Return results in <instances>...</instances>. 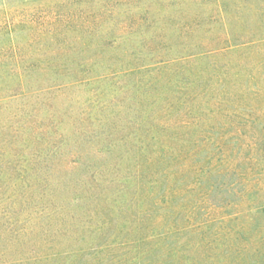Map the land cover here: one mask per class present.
Returning <instances> with one entry per match:
<instances>
[{"label":"rangeland","instance_id":"1","mask_svg":"<svg viewBox=\"0 0 264 264\" xmlns=\"http://www.w3.org/2000/svg\"><path fill=\"white\" fill-rule=\"evenodd\" d=\"M19 85L0 125L36 117L53 163L80 158L43 199L54 242L20 248L48 262L23 264H264V0H0V88ZM93 172L109 226L74 197Z\"/></svg>","mask_w":264,"mask_h":264},{"label":"trees","instance_id":"2","mask_svg":"<svg viewBox=\"0 0 264 264\" xmlns=\"http://www.w3.org/2000/svg\"><path fill=\"white\" fill-rule=\"evenodd\" d=\"M20 63V58L16 53L15 65L17 68H19ZM22 71L23 69L19 70L20 75ZM77 81L79 82L81 79ZM22 91L23 85L8 90L0 88V92H6L0 94V109L5 99H8L9 102H15L21 98ZM17 117L16 114L8 122L0 125V245L2 246L0 264H23L27 261L45 263L48 262V255H46L45 250L33 248L32 253L27 256L20 248L31 243L35 247L32 238L35 237L36 231H40L43 236V244L52 245L54 242L52 232H49V226L56 221L62 210L44 205L43 199L46 197V190L49 186L56 185L66 191L71 189L72 181L63 176L62 169L67 162L72 164L80 161V158L74 157L73 159L76 161L66 160L65 162L53 163L55 159L50 158L56 156L54 151L56 145H54L55 143L52 144L53 142L49 138H46L48 137V128L34 119L36 117H31L22 123L16 119ZM24 140L29 144L26 147ZM42 155L50 160H41ZM160 161L162 164L164 163L163 158ZM65 169L68 174H72L75 167H66ZM143 172L142 164H136L132 176L133 180L128 182L129 184L126 186L129 188L130 185H134L131 188L129 204H135L144 190L146 180ZM94 174L95 172L92 173L90 179L82 180L83 188H88L91 194L84 196L83 193H78L74 194V197L89 200L90 207L94 206V210L86 211L88 213L87 218L91 222L89 225H92L94 220L97 223L96 226H109L110 220L105 214L107 207L104 204L108 203L113 206L115 201L112 195L97 196L99 195L96 192L98 184L93 179ZM33 178L34 182H32ZM15 188L16 190H14ZM62 197L66 202L71 199L69 195ZM39 198L41 199L38 200ZM154 207L155 205L151 206L149 210L143 213L142 218H135L134 221L145 222L148 220L153 214ZM70 212L68 210V215ZM164 216V220H166V212H164ZM70 219L73 224H76L74 223L77 220L75 215L70 216ZM64 224L65 220L62 222V226ZM161 234L164 237L167 236L164 230ZM3 259L4 261H2Z\"/></svg>","mask_w":264,"mask_h":264}]
</instances>
